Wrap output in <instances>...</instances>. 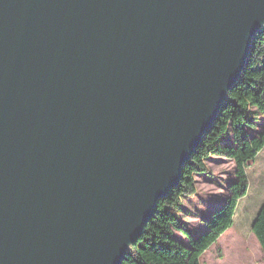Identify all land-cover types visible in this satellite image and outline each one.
<instances>
[{"label": "water", "instance_id": "95a60500", "mask_svg": "<svg viewBox=\"0 0 264 264\" xmlns=\"http://www.w3.org/2000/svg\"><path fill=\"white\" fill-rule=\"evenodd\" d=\"M263 27L264 0H0V264H120Z\"/></svg>", "mask_w": 264, "mask_h": 264}, {"label": "trees", "instance_id": "16d2710c", "mask_svg": "<svg viewBox=\"0 0 264 264\" xmlns=\"http://www.w3.org/2000/svg\"><path fill=\"white\" fill-rule=\"evenodd\" d=\"M253 110L264 113V27L255 34L239 79L182 169L179 183L158 202L143 236L130 247L120 264H201L202 254L233 226L239 200L249 189L247 169L264 148V129L256 136L250 133L257 129ZM212 156L234 161L235 179L229 184V196L205 220L206 230L195 237L174 209L184 197L196 194L195 175L208 174L207 160ZM175 231L188 238L189 247L175 237ZM252 231L264 253V204Z\"/></svg>", "mask_w": 264, "mask_h": 264}, {"label": "rangeland", "instance_id": "374dc122", "mask_svg": "<svg viewBox=\"0 0 264 264\" xmlns=\"http://www.w3.org/2000/svg\"><path fill=\"white\" fill-rule=\"evenodd\" d=\"M252 114L256 118L257 129L250 130V133L256 136L264 129V113L253 110ZM223 158L213 156L207 160L208 174L195 175L196 194L184 197L181 205L174 209L195 237L206 230L205 220L210 219L212 211L230 194L229 184L235 177L236 166ZM247 175L249 189L239 200L233 226L202 254L201 264H264V253L252 231V225L264 204V148L248 167ZM175 237L190 246L183 233L175 231Z\"/></svg>", "mask_w": 264, "mask_h": 264}, {"label": "crops", "instance_id": "0c3cea01", "mask_svg": "<svg viewBox=\"0 0 264 264\" xmlns=\"http://www.w3.org/2000/svg\"><path fill=\"white\" fill-rule=\"evenodd\" d=\"M230 140H231V139H230ZM212 157H213V156H212ZM210 158H211V157H210ZM219 158H220V157H219ZM223 159H224V158H223ZM225 160H226V159H225ZM231 162H233V163L235 164V162H234V161H231ZM235 166H236V164H235ZM234 179H235V177H234ZM232 180H233V179H232ZM232 180H231V181H232ZM212 212H213V211H212Z\"/></svg>", "mask_w": 264, "mask_h": 264}]
</instances>
